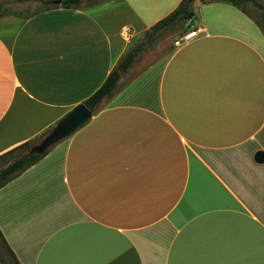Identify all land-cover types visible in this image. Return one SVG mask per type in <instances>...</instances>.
<instances>
[{
    "label": "crops",
    "instance_id": "1",
    "mask_svg": "<svg viewBox=\"0 0 264 264\" xmlns=\"http://www.w3.org/2000/svg\"><path fill=\"white\" fill-rule=\"evenodd\" d=\"M180 1L0 18V155L88 98ZM199 4L198 35L140 55L86 124L0 188L19 264H264V37L232 5Z\"/></svg>",
    "mask_w": 264,
    "mask_h": 264
},
{
    "label": "trees",
    "instance_id": "2",
    "mask_svg": "<svg viewBox=\"0 0 264 264\" xmlns=\"http://www.w3.org/2000/svg\"><path fill=\"white\" fill-rule=\"evenodd\" d=\"M31 0H4L0 2V18L5 17H22L27 19L35 14L56 9H78L82 3L87 2L88 5L96 4V0H60L58 5L53 4V0H42V5L33 12L20 14L15 11H11L6 5L9 3H22ZM33 1V0H32ZM106 1V0H102ZM201 3L222 1L226 2L244 15L250 18L255 25L259 28L264 37V12L255 18L248 14L246 10L247 5L258 8L259 4L256 0H199ZM193 1L181 0L179 4L165 17L158 20L152 26H150L141 36L140 40L133 44L128 51L120 58V60L114 65L107 77L101 83V85L80 104L87 107L93 114L96 112V108L106 99H110L117 88L120 77L132 66L133 62L146 50L151 49L158 38L164 32H173L176 28L183 29L186 22L191 27L190 22L194 19L195 13L193 11ZM187 26V25H186ZM35 139V138H34ZM32 139V140H34ZM31 140V141H32ZM31 141H26L0 155V188L3 187L10 180L20 175L23 171L35 164L47 152L54 146L52 145L46 151L40 154L32 153V146H29ZM0 250L6 258L9 259L11 264H19L13 252L7 245L4 237L0 232ZM0 264H6L5 260L0 255Z\"/></svg>",
    "mask_w": 264,
    "mask_h": 264
},
{
    "label": "rangeland",
    "instance_id": "3",
    "mask_svg": "<svg viewBox=\"0 0 264 264\" xmlns=\"http://www.w3.org/2000/svg\"><path fill=\"white\" fill-rule=\"evenodd\" d=\"M4 0H0V2H3ZM102 0H96V3L101 2ZM257 3L259 4L258 8L252 7L251 5H247L245 8L251 16H254L255 18L262 12V7H264V0H256ZM42 5V0H31L27 2H22V3H9L6 6L11 10L18 12L20 14H25L29 12H33L36 10L38 7ZM88 5L87 2L82 3L81 7H84ZM199 1H195L193 4V9L195 13H198L201 11V8H199ZM189 22H186L183 26V29L176 28L173 32H164L162 35L158 38V40L155 42L153 47L151 49H146L141 55H143V60L141 61V64H148L151 63L152 61L156 60L157 58L167 54L169 50H172V48H175L174 42L177 41L183 34L187 33L190 31L191 27L188 26ZM187 25V26H186ZM254 25V24H253ZM196 28V27H194ZM254 28L257 30V26L254 25ZM125 31V35H126ZM140 40V39H139ZM138 40V41H139ZM138 41H136L134 44H136ZM133 46V44L129 47V49ZM133 76V72H129L126 76L123 78V82H126ZM45 131L41 135L37 136L34 140H32L29 144V146H34L36 145L49 131ZM0 255L1 257L5 260L6 264H11L9 259L6 258L5 255L0 250Z\"/></svg>",
    "mask_w": 264,
    "mask_h": 264
},
{
    "label": "water",
    "instance_id": "4",
    "mask_svg": "<svg viewBox=\"0 0 264 264\" xmlns=\"http://www.w3.org/2000/svg\"><path fill=\"white\" fill-rule=\"evenodd\" d=\"M52 3L58 5L60 0H53ZM262 10L264 12V7H262ZM92 115L93 113L84 105L78 104L74 106L56 121L48 133L32 147L31 152L36 154L43 153L52 145L68 138L76 130L86 124L91 119ZM254 161L259 164L263 163L264 152L257 151L254 155Z\"/></svg>",
    "mask_w": 264,
    "mask_h": 264
},
{
    "label": "built area",
    "instance_id": "5",
    "mask_svg": "<svg viewBox=\"0 0 264 264\" xmlns=\"http://www.w3.org/2000/svg\"><path fill=\"white\" fill-rule=\"evenodd\" d=\"M201 32V29L196 27V28H192L190 29V31H188L187 33H185L184 35H182L177 41L174 42V45L176 47H178L181 43L188 41L189 39L195 37L196 35H198Z\"/></svg>",
    "mask_w": 264,
    "mask_h": 264
}]
</instances>
